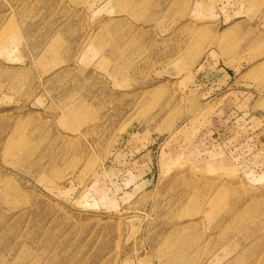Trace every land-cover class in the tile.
Listing matches in <instances>:
<instances>
[{"label": "rangeland", "instance_id": "rangeland-1", "mask_svg": "<svg viewBox=\"0 0 264 264\" xmlns=\"http://www.w3.org/2000/svg\"><path fill=\"white\" fill-rule=\"evenodd\" d=\"M0 264H264V0H0Z\"/></svg>", "mask_w": 264, "mask_h": 264}]
</instances>
